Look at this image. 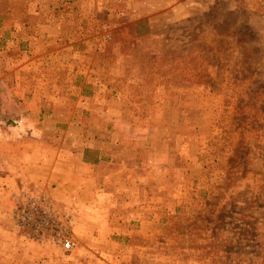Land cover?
Instances as JSON below:
<instances>
[{
  "label": "rangeland",
  "instance_id": "374dc122",
  "mask_svg": "<svg viewBox=\"0 0 264 264\" xmlns=\"http://www.w3.org/2000/svg\"><path fill=\"white\" fill-rule=\"evenodd\" d=\"M236 11L263 48L264 0H0V264H264V72ZM23 190L71 216V252L17 233Z\"/></svg>",
  "mask_w": 264,
  "mask_h": 264
},
{
  "label": "built area",
  "instance_id": "2783aa9c",
  "mask_svg": "<svg viewBox=\"0 0 264 264\" xmlns=\"http://www.w3.org/2000/svg\"><path fill=\"white\" fill-rule=\"evenodd\" d=\"M16 231L40 247L71 252L74 227L70 215L59 218L50 203L23 190L11 198Z\"/></svg>",
  "mask_w": 264,
  "mask_h": 264
},
{
  "label": "trees",
  "instance_id": "16d2710c",
  "mask_svg": "<svg viewBox=\"0 0 264 264\" xmlns=\"http://www.w3.org/2000/svg\"><path fill=\"white\" fill-rule=\"evenodd\" d=\"M241 16L242 21H238V16ZM234 20L230 23L232 33L234 34L233 43H240L244 47L240 48L246 61L251 66L256 62L260 69L259 72H264V47L260 43L261 37L257 35L258 29L253 27L254 21L243 12H234L232 14ZM228 28V27H227ZM254 57V58H253ZM97 155V154H96ZM99 160L95 159L91 163L97 164Z\"/></svg>",
  "mask_w": 264,
  "mask_h": 264
},
{
  "label": "crops",
  "instance_id": "0c3cea01",
  "mask_svg": "<svg viewBox=\"0 0 264 264\" xmlns=\"http://www.w3.org/2000/svg\"><path fill=\"white\" fill-rule=\"evenodd\" d=\"M20 150V147L18 146V151ZM80 161L82 160L83 161V155L81 154L80 156ZM98 163L97 164H93V166H102V164H104V163H102L103 161H102V159H101V157H99L98 158ZM16 163H20L19 162V160L18 161H16ZM88 164V165H87ZM90 165H92V163H85V165L84 166H89L90 167ZM17 167L19 168V170H20V165L18 164L17 165ZM18 177H19V175H18ZM66 180H68V181H73L74 182V184L73 183H70V186H74V187H77L78 185V182H79V180H78V178H77V175H74V174H68L67 175V178H66ZM84 181H86V180H84ZM17 182V181H16ZM57 182H58V180H57ZM87 182V181H86ZM63 185H65V184H63L62 183V186ZM84 187V186H83ZM3 207H2V209H7V211L6 212H8L7 213V216L9 215V213H10V211H11V202L9 201V199H7V203H5V204H3L2 205ZM8 218H9V220L11 221V219H10V216H8ZM7 218V219H8ZM3 230H10V227H8V228H6L5 226H2L1 227ZM8 236H10V235H8Z\"/></svg>",
  "mask_w": 264,
  "mask_h": 264
}]
</instances>
